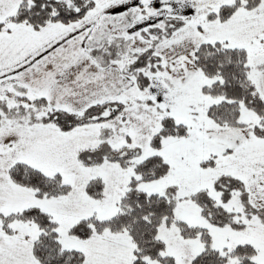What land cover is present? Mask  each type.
I'll list each match as a JSON object with an SVG mask.
<instances>
[{
	"label": "snow or ice",
	"instance_id": "obj_1",
	"mask_svg": "<svg viewBox=\"0 0 264 264\" xmlns=\"http://www.w3.org/2000/svg\"><path fill=\"white\" fill-rule=\"evenodd\" d=\"M0 264H264V0H0Z\"/></svg>",
	"mask_w": 264,
	"mask_h": 264
}]
</instances>
